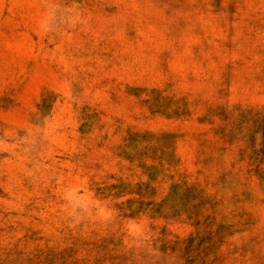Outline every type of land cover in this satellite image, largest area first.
<instances>
[{"label": "rangeland", "instance_id": "rangeland-1", "mask_svg": "<svg viewBox=\"0 0 264 264\" xmlns=\"http://www.w3.org/2000/svg\"><path fill=\"white\" fill-rule=\"evenodd\" d=\"M0 264H264V0H0Z\"/></svg>", "mask_w": 264, "mask_h": 264}]
</instances>
